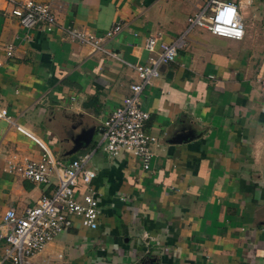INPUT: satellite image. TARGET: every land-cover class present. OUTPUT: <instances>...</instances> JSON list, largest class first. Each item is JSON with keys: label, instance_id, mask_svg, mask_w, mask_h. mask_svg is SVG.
Listing matches in <instances>:
<instances>
[{"label": "crops", "instance_id": "crops-1", "mask_svg": "<svg viewBox=\"0 0 264 264\" xmlns=\"http://www.w3.org/2000/svg\"><path fill=\"white\" fill-rule=\"evenodd\" d=\"M20 1L0 0V108L11 120L0 118V220L7 207L21 213L53 190V174L41 184L6 170L38 159L31 136L58 161L92 151L85 166L96 172L100 209L95 228L73 217L28 264H264V0L241 8L242 17L255 11L241 40L187 29L201 0H34L49 5L50 32L19 24L10 9ZM115 24L105 46L121 61L59 28L102 36ZM151 35L182 36L183 45L140 94L145 130L156 138L145 170L92 138L137 81L130 65L146 62ZM83 132L89 142L70 152Z\"/></svg>", "mask_w": 264, "mask_h": 264}, {"label": "built area", "instance_id": "built-area-1", "mask_svg": "<svg viewBox=\"0 0 264 264\" xmlns=\"http://www.w3.org/2000/svg\"><path fill=\"white\" fill-rule=\"evenodd\" d=\"M244 6H250V1L201 0L198 9L186 17V28L201 27L214 36L241 40L244 36L241 8ZM10 14L25 28L38 26L42 31L50 32L57 27L47 3L23 0L11 7ZM59 28L62 30V38L84 43L91 52L103 53L121 61L115 52L105 46V40L113 37L120 29L118 24L109 27L102 36L74 27ZM182 45V36L170 42L161 40L159 36L146 37L144 47L149 52L146 62L130 65L137 81L128 85V94L101 121L100 140L96 146L109 157L124 152L136 158L143 169H148L151 147L156 144V138L145 130L148 113L140 106V94L144 87L158 77L159 66L173 61ZM11 50V45L5 46L7 56L11 55ZM260 83L264 88V76ZM0 118L11 122L4 108H0ZM15 126L31 136L21 125ZM31 137L40 149L38 159L23 157L17 162L8 163L6 170L41 184L48 183L53 174L55 183L50 194L40 195L33 205L24 208L21 213H17L12 206L3 211L0 240L5 246L0 264H28L27 259L69 227L73 217H77L80 224L87 228L97 226L99 200L96 190L91 186L96 172L85 166L92 151L78 158L58 161L46 143Z\"/></svg>", "mask_w": 264, "mask_h": 264}, {"label": "rangeland", "instance_id": "rangeland-1", "mask_svg": "<svg viewBox=\"0 0 264 264\" xmlns=\"http://www.w3.org/2000/svg\"><path fill=\"white\" fill-rule=\"evenodd\" d=\"M252 2H253V4L256 2V0H252ZM253 13H255V11L253 12V11H248V12H244V14H243V24L245 23L246 24V30L247 31H249V32H251L252 30H253V26L251 25V20H252V15H253ZM184 39H185V37H184ZM180 50H182L181 48L178 50L179 52H180ZM93 139V141H95V142H98V140H99V138H98V136L97 135H94V137L92 138ZM46 143V142H45ZM48 146H50L49 144H47ZM49 148H51V146L49 147ZM51 150H52V153H54V151H53V149L51 148Z\"/></svg>", "mask_w": 264, "mask_h": 264}, {"label": "water", "instance_id": "water-1", "mask_svg": "<svg viewBox=\"0 0 264 264\" xmlns=\"http://www.w3.org/2000/svg\"><path fill=\"white\" fill-rule=\"evenodd\" d=\"M89 139H90V134H86V132H83V133H80L75 139H74V143L75 145L73 146V148L70 150L73 151L74 149H77L79 147H81L82 145H86L88 142H89ZM151 262H152V259H150ZM139 264H150L148 263V261H144V260H141L139 262Z\"/></svg>", "mask_w": 264, "mask_h": 264}]
</instances>
